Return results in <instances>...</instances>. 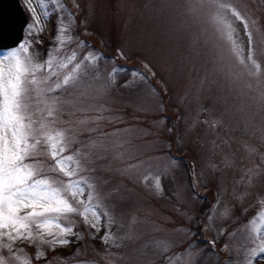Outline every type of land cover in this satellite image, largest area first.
Masks as SVG:
<instances>
[{"label": "rangeland", "instance_id": "obj_1", "mask_svg": "<svg viewBox=\"0 0 264 264\" xmlns=\"http://www.w3.org/2000/svg\"><path fill=\"white\" fill-rule=\"evenodd\" d=\"M18 1L27 17L20 43L31 44L34 62L72 50L78 59L97 58L89 67L100 81L86 78L80 92L64 98L84 108L103 105L104 115L123 123L102 121L101 127L121 129L125 141L123 156L106 152L92 165L99 203L109 213L100 231L72 215L80 238L55 251L44 245L40 260L35 246L18 243L25 250L20 254L32 264H241L252 241L264 237L257 218L264 211V89L257 86L264 82V0H220L254 22L257 77L248 75L217 31L232 24L247 63L240 22L229 12L194 15L188 5L197 0H60L61 10L51 0H32L41 20L31 34L32 13ZM62 26L73 37L63 46L57 40ZM41 38L54 41L43 58ZM89 82L106 88L97 93ZM109 227L114 242L106 244L101 237Z\"/></svg>", "mask_w": 264, "mask_h": 264}, {"label": "snow or ice", "instance_id": "obj_2", "mask_svg": "<svg viewBox=\"0 0 264 264\" xmlns=\"http://www.w3.org/2000/svg\"><path fill=\"white\" fill-rule=\"evenodd\" d=\"M51 3L57 10L64 7L60 0ZM25 6L33 16V23L28 26L31 34L40 27L41 18L32 0H25ZM188 7L194 15L215 13L216 18L229 12L240 22L248 38L247 63L234 39L232 24L218 27L217 31L229 42L230 53L245 66L248 75L257 77L261 65L254 58L253 33L249 27L254 22L220 0H197ZM68 31L67 26L59 28V45L72 42L73 37L65 35ZM30 49V43H20L0 57V264H32L28 254H20L25 250L18 249V243L35 246V260L46 258L44 245L55 251L73 243V237H80L74 230L72 215L81 217L94 231H100V221L109 213L99 203L100 182L92 165L103 159L106 152L124 154L122 130L114 127L106 131L101 127L102 121L113 125L123 123L120 118L104 115L103 105L84 108L78 106L76 99L64 98L65 94L73 96L80 92L86 78L100 81L97 72L89 67L97 58L88 54L78 59L77 52L72 50L67 56L50 52L45 61L34 62ZM229 74L233 75L231 69ZM257 86L264 89V82L258 80ZM87 88L100 93L106 85L94 88L89 82ZM261 96L264 97V90ZM68 106L74 111L65 112ZM87 112L96 114L85 115L83 119L77 117V113ZM156 188L161 190L159 180ZM229 211L225 209L224 214L228 215ZM257 218L264 222V211ZM255 223L254 218L251 224L258 233ZM101 239L106 244L114 242L110 227ZM252 244L245 250L241 264L264 259V237H258Z\"/></svg>", "mask_w": 264, "mask_h": 264}, {"label": "water", "instance_id": "obj_3", "mask_svg": "<svg viewBox=\"0 0 264 264\" xmlns=\"http://www.w3.org/2000/svg\"><path fill=\"white\" fill-rule=\"evenodd\" d=\"M26 24L27 17L18 0H0V50L16 47Z\"/></svg>", "mask_w": 264, "mask_h": 264}, {"label": "trees", "instance_id": "obj_4", "mask_svg": "<svg viewBox=\"0 0 264 264\" xmlns=\"http://www.w3.org/2000/svg\"><path fill=\"white\" fill-rule=\"evenodd\" d=\"M33 23V20L29 17L28 18V26H29V24H32ZM28 29H29V27H27ZM42 40V42H43V47H42V58H43V56L48 52V47L49 46H51L52 44H53V42H52V40L51 41H47V40H44V38H41ZM101 58L103 57L102 55L100 56ZM105 60H108V59H110L109 57H106V58H104ZM36 253V252H35Z\"/></svg>", "mask_w": 264, "mask_h": 264}]
</instances>
